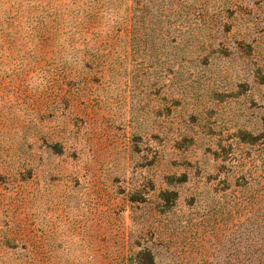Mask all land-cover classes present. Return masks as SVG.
Instances as JSON below:
<instances>
[{
  "label": "rangeland",
  "instance_id": "1",
  "mask_svg": "<svg viewBox=\"0 0 264 264\" xmlns=\"http://www.w3.org/2000/svg\"><path fill=\"white\" fill-rule=\"evenodd\" d=\"M263 136L264 0H0V264H264Z\"/></svg>",
  "mask_w": 264,
  "mask_h": 264
},
{
  "label": "trees",
  "instance_id": "2",
  "mask_svg": "<svg viewBox=\"0 0 264 264\" xmlns=\"http://www.w3.org/2000/svg\"><path fill=\"white\" fill-rule=\"evenodd\" d=\"M263 139H264V136L261 137V139H259L258 137H255L253 140H255L256 142V141H260ZM245 142L247 141H244V144H246ZM248 142L249 143L247 144H251L252 141H248ZM137 264H157V263H156L155 256L150 251H145L139 255Z\"/></svg>",
  "mask_w": 264,
  "mask_h": 264
}]
</instances>
